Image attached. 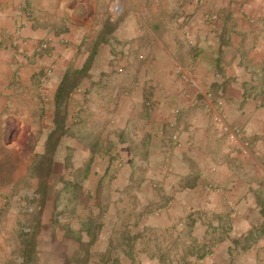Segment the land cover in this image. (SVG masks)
<instances>
[{"label": "crops", "instance_id": "0c3cea01", "mask_svg": "<svg viewBox=\"0 0 264 264\" xmlns=\"http://www.w3.org/2000/svg\"><path fill=\"white\" fill-rule=\"evenodd\" d=\"M48 34L54 41L42 49ZM219 104L242 131L236 140L212 121ZM174 132L185 146L169 143L166 152ZM140 163L158 188L133 181ZM65 174L83 175L84 220L52 214L59 203L51 192L61 190L46 182ZM128 192L132 218L123 214ZM29 204L50 208L39 222L56 255L65 224L95 240L88 264H133V255L155 264L181 237L158 233L181 220L201 231L181 239L201 254L194 264H229L235 255L264 264V0H0V226L3 213L12 227L17 216L25 223ZM113 231L124 244L99 248ZM141 237L155 250L126 245Z\"/></svg>", "mask_w": 264, "mask_h": 264}, {"label": "rangeland", "instance_id": "374dc122", "mask_svg": "<svg viewBox=\"0 0 264 264\" xmlns=\"http://www.w3.org/2000/svg\"><path fill=\"white\" fill-rule=\"evenodd\" d=\"M111 65V64H110ZM113 65V71L118 72V64H112ZM80 77L78 74L72 75L71 81L72 84L74 82H77ZM70 82V86L72 85ZM170 140V142H169ZM183 141V140H182ZM175 147L172 142L171 138L164 143L163 147H166L165 151H168V147L170 144ZM183 146H185V142L183 141ZM172 147V148H173ZM181 147V148H182ZM178 148V147H177ZM156 150V149H155ZM157 152V151H156ZM158 153V152H157ZM145 150H141V157L146 155ZM122 158V157H121ZM123 159V158H122ZM117 159V163L115 168H121L125 165V160L123 161V164H119ZM155 160V157H154ZM143 163H140L137 167V170H139V173L137 177L133 180L134 182H142V183H149L153 188H158L160 186V179H153L149 180L150 177L141 175L142 170L144 169ZM116 169V170H117ZM172 173V171H169ZM180 173L182 170L179 171ZM174 173V172H173ZM168 176V174H166ZM184 178V175H181ZM83 175L73 176L72 174H65L64 176H61V178H57V176L54 177V179H47L46 184H56L59 186L58 188L61 190L60 193H58L56 196V191H52L53 193L52 197L55 198L57 204V207L53 210L52 214L63 216L68 215L69 218L72 216H79L81 219H85L89 216L90 208L88 207V202L90 201V196L82 193L81 191V178ZM50 178V177H49ZM111 182L113 180L110 178ZM173 181V180H172ZM116 182V180H114ZM177 182H184V180L181 178L177 180ZM183 183H181L182 185ZM45 185V184H44ZM43 185V186H44ZM178 185V184H177ZM184 185V184H183ZM131 195V194H130ZM128 194L124 195L123 199H127L129 202L128 207H124V216H130L132 218V211L134 210V207L131 205L133 204V199ZM167 195V194H166ZM134 197V196H133ZM108 198H112L111 193L109 194ZM171 200V199H170ZM126 201V202H127ZM32 203V200H31ZM128 204V203H127ZM22 212H21V218L22 220H25V223H22L19 221V218L17 216L16 219V226L12 227V225L8 222L6 218V213L2 214V219L5 221V223H1L0 226V264H39V261L42 263L52 261H58L62 262L63 264H88L90 260H94L97 256H92L90 249L91 246H93L95 240L93 239H86L83 238L78 231V226L76 227L75 224H70L66 228L61 227L60 229H65L67 232L68 238L59 239L62 243V246H64V254L59 256L56 255V250L54 247L55 243H50V241L55 242V238H47L46 234H50V230L48 226L41 225L39 220H41L42 216H47L50 208H47L45 214L44 209L38 208L37 206H34L32 204H29L28 206H21ZM52 211V209H51ZM50 211V213H51ZM40 218V219H39ZM183 224L182 227H180L179 224ZM89 225L85 224V228H87ZM42 231V232H41ZM112 231V229L110 230ZM171 231V232H170ZM169 232H160L161 237H163L165 240L173 241L172 236L175 234L176 236H181L180 238H175V243L172 245V253H159L155 255V264H194V258L195 260L200 259L201 254L195 255L192 254V248L188 244L184 243V240H181L184 236H189L191 233H194L195 235H200L201 231L198 228H187L184 221H180L177 226L171 227V230ZM34 232H37V235L39 239H37V235L34 234ZM113 238H107L103 239L99 248H105L106 244L107 246H117L124 244V240H120L121 238H117L119 234L116 232L110 233ZM54 235V232H53ZM152 235H155V232L152 233ZM55 236V235H54ZM121 236V235H120ZM180 239V240H178ZM177 241V242H176ZM28 245V249L30 250L29 254L27 256H23V247L24 245ZM126 245L132 246V249L134 251L144 249L148 251L155 250V241H152L150 238H140L132 240L130 239L129 242H126ZM162 247H165L164 244L160 245ZM166 248V247H165ZM159 249H157L158 251ZM113 256H110L112 258ZM198 257V258H197ZM213 257L212 254H207L206 258ZM131 261L133 264H152L151 260H143V256L140 255H133L131 256ZM229 259H232L229 264H243L245 262V256L243 255H235L232 257H229ZM195 261V262H197ZM197 264V263H196Z\"/></svg>", "mask_w": 264, "mask_h": 264}, {"label": "built area", "instance_id": "2783aa9c", "mask_svg": "<svg viewBox=\"0 0 264 264\" xmlns=\"http://www.w3.org/2000/svg\"><path fill=\"white\" fill-rule=\"evenodd\" d=\"M123 8L120 4L118 3H114L113 6H112V11H113V14L115 16H118L121 14ZM206 17L208 19H210L211 21H216L218 16L216 14H210V15H206ZM24 24H21L19 27H18V31H21L23 28H24ZM186 39H187V42L190 44V45H196V41L193 37V35L191 34V32L188 30L186 32ZM54 41V36L52 34H48L44 40L41 42L40 44V48L42 49H46L48 48L49 46H51V44L53 43ZM118 71L119 72H124V67L123 66H118ZM51 73L50 70H48V74ZM48 74L43 78V83H47L48 81ZM184 79L187 80V81H190V75L188 73H183L182 74ZM211 95V94H209ZM259 103H262V101H259ZM151 103L148 102V106H150ZM78 116V114H77ZM212 121L215 123V124H220L221 125V128L222 130L229 136H231L234 140H236V138L238 137H241L242 135V131L240 128H236V127H233L231 126L230 124H228L227 122V115H226V111H225V108L223 106V104H219V107H218V110L216 112H214L212 114ZM171 142L172 144L175 146V147H178V148H181L184 144H183V141L180 137V134L178 132H174L172 135H171ZM243 153H248L249 152V143L248 142H245L243 144V149H242ZM123 159L122 158H119L118 160V163L119 164H123ZM214 169V168H213ZM180 227H182V223L179 224Z\"/></svg>", "mask_w": 264, "mask_h": 264}, {"label": "trees", "instance_id": "16d2710c", "mask_svg": "<svg viewBox=\"0 0 264 264\" xmlns=\"http://www.w3.org/2000/svg\"><path fill=\"white\" fill-rule=\"evenodd\" d=\"M86 71V70H85ZM78 75L79 76H82L83 75V73L81 72V73H78ZM70 82H71V84H72V81H71V79L69 80Z\"/></svg>", "mask_w": 264, "mask_h": 264}]
</instances>
